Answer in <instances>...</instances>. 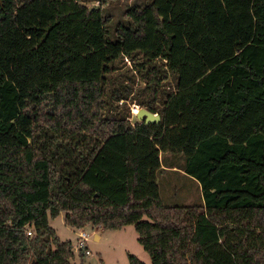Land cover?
Returning <instances> with one entry per match:
<instances>
[{"label":"trees","instance_id":"trees-1","mask_svg":"<svg viewBox=\"0 0 264 264\" xmlns=\"http://www.w3.org/2000/svg\"><path fill=\"white\" fill-rule=\"evenodd\" d=\"M2 3L0 264H73L50 225L62 213L75 229L134 226L152 264H264V0H146L116 23L82 0ZM124 58L149 67L146 86L110 98L159 123L103 115ZM167 152L202 205L163 203Z\"/></svg>","mask_w":264,"mask_h":264},{"label":"rangeland","instance_id":"rangeland-1","mask_svg":"<svg viewBox=\"0 0 264 264\" xmlns=\"http://www.w3.org/2000/svg\"><path fill=\"white\" fill-rule=\"evenodd\" d=\"M90 8H100L109 16L113 23L123 19L127 9L135 4L145 3L146 0H82ZM115 25V24H114ZM143 63L142 60H139ZM158 64H160L158 62ZM113 71L108 79L106 86V105L103 108L104 116L116 115L117 112L127 113L131 110V122L133 124L141 122L137 119L135 110H139L138 106L132 104L131 99L117 102L110 98V93L117 87L122 85H131L133 92H138L146 86L143 76L147 74L149 67H146L139 73L138 61L134 62L129 58L119 60L115 64ZM162 71H166L162 65ZM168 73V72H167ZM167 78L160 81V90L172 91L174 89V81L168 73ZM161 77V76H160ZM161 161L164 167L157 174V182L160 187V195L166 206H198L204 203L202 190L199 182L189 176L186 172L187 160L182 154H173L170 152L161 154ZM172 167L174 169H172ZM64 213L58 218L51 219L50 225L56 230L57 235L62 241H71L74 247L75 257L73 264H130L129 256H136L145 264H152L151 257L138 242L139 235L134 226H125L121 230L108 231L104 229H95L91 226L83 229H75L67 226L65 223ZM84 230L88 235L87 247L90 251L89 255L81 258L78 250L79 233ZM101 235L99 241L95 240L96 233Z\"/></svg>","mask_w":264,"mask_h":264},{"label":"water","instance_id":"water-1","mask_svg":"<svg viewBox=\"0 0 264 264\" xmlns=\"http://www.w3.org/2000/svg\"><path fill=\"white\" fill-rule=\"evenodd\" d=\"M0 5L3 7L2 0H0ZM137 119L141 122H145L146 125H149L151 123H159L160 117L156 114H153L152 112L148 111L147 109L141 108L137 112Z\"/></svg>","mask_w":264,"mask_h":264},{"label":"built area","instance_id":"built-area-1","mask_svg":"<svg viewBox=\"0 0 264 264\" xmlns=\"http://www.w3.org/2000/svg\"><path fill=\"white\" fill-rule=\"evenodd\" d=\"M135 112L137 114L138 110H135ZM28 234L31 235V232H29ZM88 238L89 235L84 230H81V232L79 233L78 250L82 251L85 255L90 254V251L87 247Z\"/></svg>","mask_w":264,"mask_h":264},{"label":"crops","instance_id":"crops-1","mask_svg":"<svg viewBox=\"0 0 264 264\" xmlns=\"http://www.w3.org/2000/svg\"><path fill=\"white\" fill-rule=\"evenodd\" d=\"M162 167H164L163 164H162ZM172 169H174V168L172 167ZM64 218H65V216H64ZM96 229H102V228H96ZM95 233H96V232H95ZM94 237H95V240H96V241H99V240L101 239V235H100L99 233H96V234L94 235Z\"/></svg>","mask_w":264,"mask_h":264}]
</instances>
